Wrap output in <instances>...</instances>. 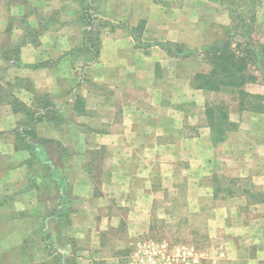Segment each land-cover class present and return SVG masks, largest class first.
I'll return each instance as SVG.
<instances>
[{"label":"rangeland","instance_id":"obj_1","mask_svg":"<svg viewBox=\"0 0 264 264\" xmlns=\"http://www.w3.org/2000/svg\"><path fill=\"white\" fill-rule=\"evenodd\" d=\"M163 1L168 5L166 9L170 10L182 8L180 5H183V0ZM11 2L12 0H0V264H87L80 260L82 255L76 242L83 243L86 249L89 247L90 250H95L94 255L99 259L94 261V264H105L106 259L111 257L118 258L120 262L112 261L109 264H196V260L201 264H213L210 259L212 244L219 250L226 251L227 247L230 251L238 252V258L241 260L248 254L256 255L258 250L252 246L251 240L253 229L245 231V223L241 220L244 217L240 219L242 214L240 217L238 215L245 213L250 203H257L258 196L264 198V152L257 155L254 152L229 153L220 149L210 160L213 171L206 173L205 170L200 175H196L197 166H193L195 160L193 165L187 164L189 161L179 163L176 169H179L180 181L177 182L174 193L168 190L169 195L165 194L162 199L156 200L154 205L144 204L137 208L126 204L121 206L120 202L110 197L113 190L109 191V188L114 185H107L112 175L110 172L119 168L115 167V149L92 147L83 151L81 147L79 150L73 147L61 148V142L66 138H70L71 142L87 140L84 133L88 128L91 129L88 138L93 145V131L99 132L107 127L118 126L110 125L114 121L105 126L98 116L102 109L99 95L108 94L114 89L104 83L99 84L94 75L82 74L83 86L73 89L75 97L80 100V107L75 105L71 109L70 101L67 100L70 98V88L38 86L34 84V80L21 75L18 69L55 65L67 55H49L52 57L46 61L44 58L48 55H43L42 49H38V59L34 62L25 60L22 53L26 46L37 49L40 45V34L51 29L54 31L64 23H61L60 18L51 15L44 17L43 22L33 28L27 18L11 14ZM77 2L82 11L81 23L85 40L84 48L79 51L77 49L78 53H72V57L77 60L71 62L76 64V67L82 68L81 63H98L104 34L122 29L120 27L139 37L144 31L142 24L128 27L101 17L99 12L102 9V0L89 1L92 5L87 14L91 13L96 17L95 27L91 30V25H87L83 19L82 4L87 0ZM189 2L192 1H188L187 5ZM249 8L253 11L242 12L243 17L253 26V39L263 45V1L219 0L215 3L214 0H204V4L196 8L193 4L189 6V9L197 12V18H202L204 29L207 28L215 39L224 37L233 23L232 20L236 21L237 13ZM90 32H93V35L96 33V41L92 42L93 35L90 36ZM134 40L136 46H142V41H136L135 37ZM201 43L199 40L188 38V43L182 45L196 50L201 48ZM147 46L156 47L158 44L150 42ZM158 47L163 45L159 43ZM167 47L169 46L165 45V48ZM169 50L171 56H179L176 55L175 47ZM32 52L31 58L35 54V51ZM81 54H84L86 59H81ZM67 56L70 60V55ZM200 58L201 56H193L182 61ZM175 66L176 63H168V74L172 73ZM262 67L264 68L263 59L251 67L255 79L245 84V92L264 95ZM236 91V98H240L239 91ZM82 98L94 99L82 105ZM247 100L257 101L251 97H247ZM186 107L190 124L186 128V137H193L195 132L200 137V134H210L209 115L206 112L208 104L199 106L191 102L187 103ZM81 108L91 112V121H87L88 124L83 123L84 116L76 115ZM215 113L219 112L216 110ZM33 114L38 118L42 117L35 127L27 128L26 124ZM110 130L114 131L115 128ZM70 131L74 132L68 137ZM228 137L229 135L226 136ZM25 147L32 148V152L24 149ZM14 150L26 151L27 157L18 163V157L12 154ZM144 154L146 157L151 156L150 152ZM168 154L171 155L172 152ZM135 155L137 156V152H134ZM260 159V165H251V168L244 171L248 162L252 161V164ZM83 160V167L93 188V196L106 195L107 198L106 201H101L107 205L101 207L99 216H94L91 210L85 215L78 213L80 196L72 190L73 184L67 180L69 171L70 174L73 172L70 177L72 179L80 176L76 164L82 163ZM21 163L26 166V175L18 169ZM156 180H159L158 176ZM77 188L79 189V186ZM240 196H247V204L244 199L238 198ZM84 198L91 201L87 196ZM234 208H238V215H232L230 209ZM135 212L139 213V220L142 219L147 228L143 231L144 225H140L137 234L130 228V224L136 220L133 216ZM96 219L99 224L98 228L94 229V225H97ZM228 228L229 235L235 238L233 243L227 240ZM103 258L106 259L103 261ZM225 260H217L216 264H229Z\"/></svg>","mask_w":264,"mask_h":264},{"label":"crops","instance_id":"obj_2","mask_svg":"<svg viewBox=\"0 0 264 264\" xmlns=\"http://www.w3.org/2000/svg\"><path fill=\"white\" fill-rule=\"evenodd\" d=\"M188 1L192 2L187 5ZM214 1L215 3L219 2V0ZM261 1L264 2V0ZM190 3L196 8L198 5L204 4V0H183V5H180L182 8L173 10L166 9L168 5L163 0H102V9L100 8L99 15L107 21L128 27H137L142 24L144 27L140 36L142 46H136L132 32L120 27L122 29L110 31L102 36L98 63L94 65L81 63L82 68L76 67L77 65H73L71 62L77 60L72 57V53H78L80 49H83L85 40L84 27L81 23L82 11L77 0H28V5L13 1L9 5L11 14L19 16H24L27 6H33L34 11L27 17L33 28H37L39 23L43 22L44 17L48 18L51 15L60 18L61 23H64L54 31L51 29L40 34V45L37 49L29 48V46L24 47L22 53L25 60L35 62L38 59V49H42L43 55H48L44 58L46 61L52 57L49 55L60 53L70 55V60L66 55L55 65L36 69H18L19 72L21 71V75L34 80V84L38 86L45 85L47 88H65L63 86H66V88H70V98L67 100L70 101L71 109L75 105L80 107V100L75 97L73 89L75 90L83 84L82 74L94 75L99 84L104 83L114 89L113 92L99 95L98 99L99 103H102V109L98 116L105 126L112 121L114 122L110 124L111 126H118L107 127L104 131H93L96 137H94L93 145L90 144L91 140L88 138V133L91 130L88 128V131L84 133L87 140L71 142L70 138H66L61 142V148L73 147L79 150L81 147L83 151L92 147L105 150L115 149L117 152L116 161H114L115 167L119 168L110 172L112 175L110 174L111 177L107 185L108 187L110 184L114 185L113 188H109V191L113 190L110 197L120 202L121 206L126 204L129 207L137 208L144 204L154 205L156 200L162 199L165 194H168V190L174 193L175 186L180 181L179 169H176L179 163L189 161L187 164L193 165L192 162L195 160L196 163L193 166H197L196 175H200L205 170H207L206 173L213 171L214 168L210 160L220 149L229 153L240 151L242 153L254 152L257 155L259 152H264V111L242 110L240 98H236L238 95L235 93L236 90L222 88L210 91L198 83V78L210 75L213 71V66L203 59L202 47L214 41L215 38L207 28L204 29L202 18L195 16L197 12L194 9H189ZM188 38L202 42L201 48L196 49L200 51V54L197 55L201 56L200 60L182 61L183 57L180 55L171 56L168 53L170 50L165 48L167 43L173 45L188 43ZM150 42L157 43L158 46L159 43L163 44V47H148L147 44ZM73 49L75 51H72ZM77 49L78 51H76ZM32 50L35 51V54L31 58ZM81 55L80 58L84 59L85 55ZM169 62L171 65L176 63L171 74L167 72ZM78 69H82L81 72H76ZM92 99L94 98H82V105ZM191 102L199 106L209 103L226 106L227 120L236 126L233 132L227 131V136L229 135L227 140L214 143L211 131L210 134L198 132L201 137L197 135V132L193 137H186V128L190 125L188 124L186 105ZM262 105L264 106V100ZM80 110L76 115L84 116L83 123L88 124L91 121V112L82 108ZM111 128H115V130L111 131ZM72 132L74 131H70L68 137ZM25 152L14 150L12 154L18 157L19 163L20 160L23 161L27 157ZM134 152H137V156H134ZM144 152H150L151 156L146 157ZM168 152H172V154L169 155ZM168 156L171 157L167 158ZM85 160L76 164L77 170H80V174L78 173L80 176L72 179L70 177L73 172L70 174L69 171L67 180L73 184L72 190L80 196L78 213L85 215L91 210L94 216L95 214L99 216L98 212L101 207L107 205L101 201H106L107 198L106 195L93 196L88 173L83 167ZM251 162L245 165L244 171L254 165H260L261 159L253 161L252 164ZM18 169L26 175V166L23 163ZM253 173L250 172V174ZM157 176L158 181L156 180ZM85 196L91 201H87ZM251 196L254 195L251 194ZM246 197L238 198L244 199L247 204ZM250 204L248 210L245 213H239V215L238 208L230 210L232 215L237 214L240 217L242 214L240 219L244 217L241 220L242 223H245V231L249 232L253 229L251 240L252 246L258 250L257 254H248L245 259L241 260L238 258V252L230 251L227 247L226 251L219 250L212 244L210 259L213 264L224 259L229 264H264V201ZM146 214L150 215L148 212ZM133 216L136 220L130 224L131 230L137 234L140 231V225H144L143 231L146 230L145 222H142V219L139 220V213L135 212ZM96 221L97 225L92 223L96 226L94 229L98 228L99 220L96 219ZM148 225L149 223L147 227ZM229 230V228L226 229L227 236H229L227 240H231L233 243L235 238L229 235ZM76 244L80 248L82 255L80 260L83 262L94 264V261L99 259L94 255L95 250H90L89 247L86 249L80 242H76ZM226 245L228 246L227 242ZM91 253L92 256H90ZM104 259L106 258L102 260L104 261ZM106 261L105 264L112 261L120 262L116 257L107 258ZM194 262L201 264L197 260ZM137 264H141V262Z\"/></svg>","mask_w":264,"mask_h":264},{"label":"trees","instance_id":"obj_3","mask_svg":"<svg viewBox=\"0 0 264 264\" xmlns=\"http://www.w3.org/2000/svg\"><path fill=\"white\" fill-rule=\"evenodd\" d=\"M13 1L15 3L24 5L28 3V0H12V2ZM89 1L90 0H87L86 3L82 4V6L84 5L82 8L84 11L83 19L84 22L87 23V25H91L90 29L92 30L95 27L94 22L96 20V17H94V15L91 13L87 14V12L90 10V6L92 5V2ZM33 11V6H27L26 13L24 14V16H22L24 17L23 19L27 18ZM231 11L236 12L235 10ZM252 11L253 9L249 8L247 11L244 10L238 12L236 21L232 20L233 23L228 27L224 37L215 39L214 41L202 47L203 59L213 66V71L210 75L201 76L200 78H198V83L200 86L205 87L210 91H217L221 90L222 88L238 90L240 95V107L242 110L251 109L256 112H262L264 111V106L262 105L264 95L249 94L244 91L245 84L252 82L255 79L254 74L251 73V67L256 66L261 59L264 60L263 45L259 44V42H256V40L253 39V32H251L253 26L250 25L249 21H247L242 14V12L251 13ZM252 16L254 18V15ZM92 33L93 32H90L89 35H93ZM95 34L96 33L94 32V35L92 36V42L94 40H97L96 38H94ZM134 37L136 38V41H141L139 36L134 34ZM166 45L169 46L167 47L168 49H172V47H175L176 55H180L183 58H189L200 54L199 50H193L184 45H173L170 43H167ZM261 70L264 72L263 67ZM247 97L254 98L257 101L252 102L250 100H247ZM216 110L219 113H215ZM206 112L209 115L208 121L211 128L213 142L218 143L224 141L227 136V131L229 132L236 128L234 123L228 122L227 120L228 111L226 109V106L222 104L218 105L209 103ZM40 118L33 114L31 116V119L29 120V122H31L32 124L30 125V123L28 122L26 124L27 128L35 127L37 122L40 121ZM24 149L29 150L30 153L32 152V148L25 147ZM256 201L263 202L264 198H259L258 196V200Z\"/></svg>","mask_w":264,"mask_h":264}]
</instances>
